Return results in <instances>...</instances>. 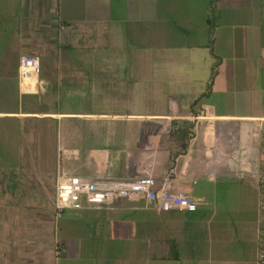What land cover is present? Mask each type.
Instances as JSON below:
<instances>
[{"label": "crops", "instance_id": "1", "mask_svg": "<svg viewBox=\"0 0 264 264\" xmlns=\"http://www.w3.org/2000/svg\"><path fill=\"white\" fill-rule=\"evenodd\" d=\"M26 54L40 72L21 82ZM150 86L155 112L65 107L146 101ZM106 132L155 142L94 160L120 147ZM66 174L164 177L199 206L61 208ZM263 197L264 0H0V264H258Z\"/></svg>", "mask_w": 264, "mask_h": 264}, {"label": "built area", "instance_id": "2", "mask_svg": "<svg viewBox=\"0 0 264 264\" xmlns=\"http://www.w3.org/2000/svg\"><path fill=\"white\" fill-rule=\"evenodd\" d=\"M41 58L37 54L22 55L19 64V79L30 82L40 72ZM57 202L61 208L76 206L82 198L90 205L108 204L117 199L118 194L143 195L156 200L161 210L179 208L194 211L199 206L200 195L196 192L174 189L164 177L146 175L132 179L87 178L71 175L58 181ZM264 206V197L261 201ZM258 264H264V234L258 249Z\"/></svg>", "mask_w": 264, "mask_h": 264}, {"label": "rangeland", "instance_id": "3", "mask_svg": "<svg viewBox=\"0 0 264 264\" xmlns=\"http://www.w3.org/2000/svg\"><path fill=\"white\" fill-rule=\"evenodd\" d=\"M152 87H149V93L146 101H123V100H105L107 95L104 93L98 94V99L93 101H69L65 102L67 110L76 111H98V112H117V113H131V112H155L162 107L161 101H154ZM167 103H164V106ZM102 123V122H100ZM97 123V124H100ZM148 124H154L153 122H147ZM104 124H121L120 122L106 121ZM131 124V123H130ZM78 132L70 133L67 137V146H73L77 140L76 135ZM105 144L118 143L120 147L116 152H111L109 149H102L100 152H94L90 157L94 160H107L109 158H120L124 153L133 152L139 150L141 153L151 150L155 142V134L153 132H147L145 135H141L140 139L135 134H126L124 141L117 139V134L112 132H106L101 134ZM122 145V146H121ZM107 148V147H105ZM71 175L66 174L64 178Z\"/></svg>", "mask_w": 264, "mask_h": 264}]
</instances>
